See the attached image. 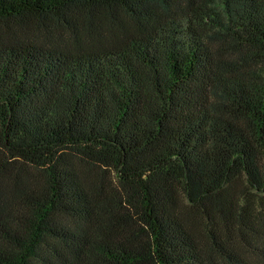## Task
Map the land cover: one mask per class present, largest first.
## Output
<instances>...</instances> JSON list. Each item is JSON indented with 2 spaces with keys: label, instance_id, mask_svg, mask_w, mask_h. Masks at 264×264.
Here are the masks:
<instances>
[{
  "label": "trees",
  "instance_id": "16d2710c",
  "mask_svg": "<svg viewBox=\"0 0 264 264\" xmlns=\"http://www.w3.org/2000/svg\"><path fill=\"white\" fill-rule=\"evenodd\" d=\"M0 264H264V0H0Z\"/></svg>",
  "mask_w": 264,
  "mask_h": 264
},
{
  "label": "rangeland",
  "instance_id": "374dc122",
  "mask_svg": "<svg viewBox=\"0 0 264 264\" xmlns=\"http://www.w3.org/2000/svg\"><path fill=\"white\" fill-rule=\"evenodd\" d=\"M212 1V3H213V1H215V0H211ZM33 27H35V26H33ZM14 29H15V31H16V33H17V37H25V38H31V39H35L36 38V36L38 35V32L36 31V30H31V31H27V32H25V31H23L20 27H15L14 26ZM107 37H109V36H111L110 35V26H108L107 27V30L105 29V32H103ZM216 44H218V43H216ZM215 45V44H214ZM198 231H199V233H200V235H201V237H202V239H203V241L206 243L207 242V237H206V234H203L202 233V229H203V226H199L198 225ZM207 247H209V245H207Z\"/></svg>",
  "mask_w": 264,
  "mask_h": 264
}]
</instances>
